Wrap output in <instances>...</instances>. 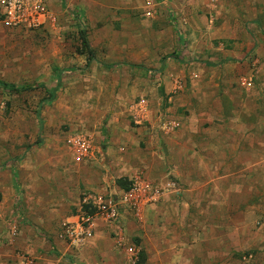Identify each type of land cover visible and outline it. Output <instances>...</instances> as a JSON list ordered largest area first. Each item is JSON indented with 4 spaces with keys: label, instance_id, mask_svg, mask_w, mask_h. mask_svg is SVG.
I'll return each mask as SVG.
<instances>
[{
    "label": "rangeland",
    "instance_id": "rangeland-1",
    "mask_svg": "<svg viewBox=\"0 0 264 264\" xmlns=\"http://www.w3.org/2000/svg\"><path fill=\"white\" fill-rule=\"evenodd\" d=\"M45 5V18L36 28L0 22V81L36 87L19 93L0 89V204L3 198L13 200V220L5 219L8 232L16 225L19 230L13 242L28 241L41 250V240L60 236L73 221L68 216L83 212L84 195L97 193L119 203L120 219H96L103 245L117 253L109 264H129L130 246H135L136 264H264V205L250 222H237L233 202L223 199L226 214L208 221L206 216L203 233L201 225H188L190 217L171 225L159 204L166 184L157 186V194L147 186L140 189L135 179L141 173L146 178V168L119 177L128 191L119 190L111 171L113 180L104 190L83 183L84 166L96 159L104 165L109 158L100 152L113 142L116 120L133 146V134L150 128L151 119L170 123L172 132L190 128L184 124L194 123L205 111L203 104L224 112L230 124L236 115L245 119L254 97L260 114L254 122L261 118L264 0H45ZM116 63L145 69L109 67ZM77 135L90 137L94 148L84 163L75 160L71 141ZM128 192L135 205L124 199ZM153 205L158 206L148 209ZM9 237H0V243ZM95 237L78 246L62 240L77 252ZM202 238L204 250L198 247ZM143 252L146 262L141 263ZM14 254L28 255L20 248Z\"/></svg>",
    "mask_w": 264,
    "mask_h": 264
},
{
    "label": "crops",
    "instance_id": "crops-1",
    "mask_svg": "<svg viewBox=\"0 0 264 264\" xmlns=\"http://www.w3.org/2000/svg\"><path fill=\"white\" fill-rule=\"evenodd\" d=\"M250 102V108L245 111V119L236 115V119L230 124L224 122L228 119L226 114L221 110L212 111L208 106L210 104L201 106V108L205 107L203 109L205 111L198 114L194 123L187 121L184 124V126L189 124L190 128L176 132H172L170 123L169 126H162L160 119L157 121L151 119L150 128L139 127L133 134L137 142L133 145L134 148L129 147L132 146L128 143L130 138H125L124 134L118 131L121 124H118L116 120L117 125H113V128L117 129L114 131L116 136L112 138L113 142H110L106 150L100 152L109 158L104 165L102 160L98 162L96 159V162H90L88 166H84L83 172L88 175L84 176L83 183L87 187L101 191L113 180L112 176H108L110 171L116 175L115 178L119 179L124 176L130 177L133 170L146 168V178L140 172L142 176H136L135 179L140 189L141 185L144 188L147 186L148 190L152 192L156 190L157 194L159 193L157 186L160 183L161 186L166 184L165 194L159 204L160 209L163 205L167 209V215L171 217V225H177L182 219L190 217L188 225H201L204 233L206 232V216L208 221L211 220L210 218L222 217L226 214L221 211L225 205L223 199L233 202L231 214H234L237 222H242L241 218L244 223L250 222L254 214L263 212L264 205V110L261 112V118L254 122V119L258 117L254 116L260 114L255 113L257 105L254 97L250 98ZM245 104H248L247 100ZM112 122L114 124V121ZM203 124L208 126L204 127ZM116 142L119 143L116 144ZM102 167H108L109 171L105 168L103 173ZM161 180H164L163 183ZM153 182L156 184L154 185ZM169 186L173 187L169 188ZM149 197L153 200L150 193ZM150 200L147 199V202ZM208 200L210 204L206 203ZM12 202L13 200L8 197L3 198L0 204L1 238L7 239L10 236L9 224L6 225L5 219L13 213ZM154 206L158 205L150 206L148 209L151 210L155 208ZM210 206L211 209H207ZM174 207H176L175 213L172 210ZM239 208H244L245 212H239ZM68 218L74 220L76 216L69 215ZM117 219H120V214ZM98 221H94L96 237L79 248L77 252L70 249L57 234L53 235L50 241L41 240L39 251L27 244L28 241L21 240L16 244L9 237L8 242L0 243V264H14L19 261V256L14 254L15 248H20L31 255L35 259L34 264H70L69 259H75L77 264H91L85 256L97 260L98 264H109L117 253L115 252L116 255L113 256L103 245ZM183 230L188 229L186 227ZM198 230L200 231V228ZM17 231H19L18 228ZM202 239L198 247L204 250L206 244L205 239ZM144 255L146 262V253Z\"/></svg>",
    "mask_w": 264,
    "mask_h": 264
},
{
    "label": "built area",
    "instance_id": "built-area-1",
    "mask_svg": "<svg viewBox=\"0 0 264 264\" xmlns=\"http://www.w3.org/2000/svg\"><path fill=\"white\" fill-rule=\"evenodd\" d=\"M46 5L45 0H0V22L11 28L33 29L41 25V20L45 18ZM75 151V160L83 163L92 157L94 150L90 137L86 135H77L72 141ZM136 198L131 192L125 193L124 199L133 204L131 199ZM83 205L85 209L76 216L73 221L64 225L63 233L60 235L71 246H78L84 243L95 234L94 221L102 219L106 222H113L119 217L118 202L116 197L107 198L106 195L88 194L84 195ZM135 205V203L133 204ZM9 235L12 239L17 235V227L10 228ZM135 246L128 247L129 264L137 263V253ZM19 264H34V259L30 255L19 257Z\"/></svg>",
    "mask_w": 264,
    "mask_h": 264
},
{
    "label": "trees",
    "instance_id": "trees-1",
    "mask_svg": "<svg viewBox=\"0 0 264 264\" xmlns=\"http://www.w3.org/2000/svg\"><path fill=\"white\" fill-rule=\"evenodd\" d=\"M85 45L88 46L87 44V41L85 40V38L83 39ZM94 60V57L91 56L90 59H88L87 61V65L92 61ZM222 62L220 63H211V62H207L206 64L208 66H218L220 65ZM130 66V67H134V68H137V69H145L142 65H137V64H128V63H116V64H112V65H109V67H119V66ZM164 68V63L161 64V67L159 69L162 70ZM0 89H4V90H8V91H13V92H16V93H19V92H24V91H28V90H33V89H36V87H33V86H16V85H13V84H9V83H5L3 81H0ZM117 186L122 190V191H128L129 190V185H127L126 183L123 182V179H118L117 181ZM143 256V253H141V260L140 262H144V256Z\"/></svg>",
    "mask_w": 264,
    "mask_h": 264
}]
</instances>
